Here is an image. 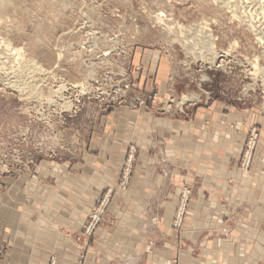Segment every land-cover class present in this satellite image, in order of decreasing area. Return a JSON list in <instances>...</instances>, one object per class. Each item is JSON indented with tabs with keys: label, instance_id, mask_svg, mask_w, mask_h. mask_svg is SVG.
<instances>
[{
	"label": "rangeland",
	"instance_id": "1",
	"mask_svg": "<svg viewBox=\"0 0 264 264\" xmlns=\"http://www.w3.org/2000/svg\"><path fill=\"white\" fill-rule=\"evenodd\" d=\"M0 55V260L13 247L5 222L22 218L11 209L18 198L52 237L96 239L115 226L142 151L138 129L114 122L117 113L222 101L250 114L240 170L259 156L264 0H0ZM191 194L184 187L176 229ZM47 248L59 264V251Z\"/></svg>",
	"mask_w": 264,
	"mask_h": 264
},
{
	"label": "crops",
	"instance_id": "2",
	"mask_svg": "<svg viewBox=\"0 0 264 264\" xmlns=\"http://www.w3.org/2000/svg\"><path fill=\"white\" fill-rule=\"evenodd\" d=\"M117 114L114 122L138 129L142 151L133 186L114 207L115 226L96 239L52 237L16 198L11 209L22 218L5 222L13 247L0 264H51L48 245L59 251V264H79L81 255L82 264H264V141L252 170L239 168L250 114L222 101L159 115L150 106L137 117ZM91 169L103 176L100 165ZM186 186L192 194L176 229Z\"/></svg>",
	"mask_w": 264,
	"mask_h": 264
},
{
	"label": "built area",
	"instance_id": "3",
	"mask_svg": "<svg viewBox=\"0 0 264 264\" xmlns=\"http://www.w3.org/2000/svg\"><path fill=\"white\" fill-rule=\"evenodd\" d=\"M250 134H251V138H252V142H253L256 139V137L258 136V129L256 126L252 128ZM252 142L248 144L247 150H246V153L244 156V160L242 162V167L244 169H248L251 166V151H252L251 147L253 146V143H254V142L253 143ZM188 194H189L188 190L187 191L185 190L184 196L186 197V196H188Z\"/></svg>",
	"mask_w": 264,
	"mask_h": 264
},
{
	"label": "bare ground",
	"instance_id": "4",
	"mask_svg": "<svg viewBox=\"0 0 264 264\" xmlns=\"http://www.w3.org/2000/svg\"><path fill=\"white\" fill-rule=\"evenodd\" d=\"M6 1V0H5ZM5 3H7V2H5ZM4 4V3H3ZM10 5V4H9ZM15 5V4H14ZM164 16V14H163V12H160L159 14H157V18H158V20H161L162 21V17ZM163 22H165V21H163ZM167 25V24H166ZM251 26H253L254 27V25H251ZM168 33V32H167ZM193 42V41H192ZM3 44H6L7 42H5V41H3L2 42ZM9 47H11L12 48V51L13 52H15L16 54H18V55H20V52L22 51V48H16V47H14V45H12V44H7ZM11 54V53H10ZM1 56V55H0ZM33 64L35 63V62H32ZM4 69V68H3ZM36 69V68H35ZM38 69V68H37ZM29 70V69H28ZM42 70V69H41ZM6 71V70H5ZM8 73V72H7ZM6 73V74H7ZM50 73V72H49ZM15 74V73H14ZM9 76V75H8ZM7 80H9V79H7ZM10 80H11V78H10ZM12 82L14 83V80H12ZM12 85V84H11ZM14 85V84H13ZM18 87L17 88H20L19 87V85H17ZM190 99V97H188V96H185L184 98H183V101H186V100H189ZM196 99V98H195Z\"/></svg>",
	"mask_w": 264,
	"mask_h": 264
}]
</instances>
